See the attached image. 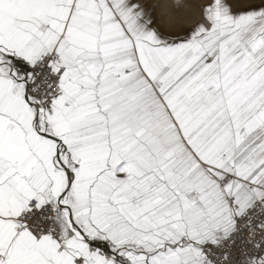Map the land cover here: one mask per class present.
<instances>
[{"label":"snow or ice","instance_id":"6c2138e0","mask_svg":"<svg viewBox=\"0 0 264 264\" xmlns=\"http://www.w3.org/2000/svg\"><path fill=\"white\" fill-rule=\"evenodd\" d=\"M0 264H264V0H0Z\"/></svg>","mask_w":264,"mask_h":264},{"label":"clouds","instance_id":"9594fccd","mask_svg":"<svg viewBox=\"0 0 264 264\" xmlns=\"http://www.w3.org/2000/svg\"><path fill=\"white\" fill-rule=\"evenodd\" d=\"M194 19H195V17H193L192 19L185 20V21H183V23H191V22H194Z\"/></svg>","mask_w":264,"mask_h":264}]
</instances>
